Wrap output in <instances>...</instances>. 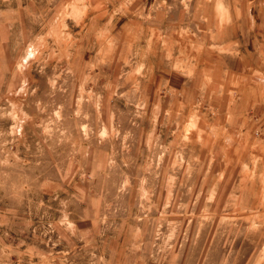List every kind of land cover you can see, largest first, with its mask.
Wrapping results in <instances>:
<instances>
[{
    "label": "rangeland",
    "instance_id": "obj_1",
    "mask_svg": "<svg viewBox=\"0 0 264 264\" xmlns=\"http://www.w3.org/2000/svg\"><path fill=\"white\" fill-rule=\"evenodd\" d=\"M262 38L264 0H0V264H264Z\"/></svg>",
    "mask_w": 264,
    "mask_h": 264
},
{
    "label": "crops",
    "instance_id": "obj_2",
    "mask_svg": "<svg viewBox=\"0 0 264 264\" xmlns=\"http://www.w3.org/2000/svg\"><path fill=\"white\" fill-rule=\"evenodd\" d=\"M256 42H259L258 40L254 39V46L253 49H249L247 52L250 55H254V57L259 61L256 63V61L251 62V59L247 62V64L245 63L242 66V71H245L246 69H251V71H253V73H255L257 71V73H260L264 79V62L262 61L263 59H261L262 53L264 54V51H260L256 45ZM261 45L264 46V38H262V41L260 42ZM259 46V45H258ZM239 58H241L242 61H244L243 57L241 55H239ZM260 58V59H259ZM262 79V78H261Z\"/></svg>",
    "mask_w": 264,
    "mask_h": 264
}]
</instances>
